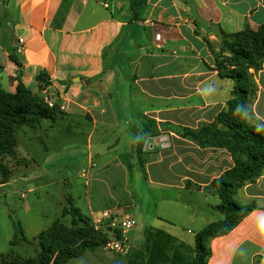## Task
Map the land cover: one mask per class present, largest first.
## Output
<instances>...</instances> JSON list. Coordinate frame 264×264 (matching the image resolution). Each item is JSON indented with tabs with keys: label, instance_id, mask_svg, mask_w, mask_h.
Here are the masks:
<instances>
[{
	"label": "crops",
	"instance_id": "1",
	"mask_svg": "<svg viewBox=\"0 0 264 264\" xmlns=\"http://www.w3.org/2000/svg\"><path fill=\"white\" fill-rule=\"evenodd\" d=\"M130 2L0 0V90L14 95L22 85L40 99L53 93L58 106H65L35 129L15 128V150L20 158V134L33 140L30 134L43 124L59 126L49 136L55 149L72 136L82 141L74 162L86 164L78 178L93 219L108 210L118 218L132 214L137 230L136 214L124 211L139 206L143 228L164 231L180 207L188 206L182 205L183 194H197L204 209L198 207L190 219L202 232L225 219L211 222L205 214L222 204L210 186L235 168V160L224 148L198 145L178 132L213 124L227 110L236 83L222 77L217 66L222 33L264 26V0H146L138 11ZM250 73L258 90L249 118L264 129V63ZM146 119L155 121L159 132L147 136L139 155L135 131ZM45 151L48 160L54 157L48 146ZM27 158L9 178L14 173L27 180L33 160L30 180L45 176L55 183L56 171ZM57 171L63 175L60 183L73 187L76 177L68 164L60 161ZM137 189L141 198L134 195ZM212 199L219 203L212 206ZM233 200L258 208L227 235L209 240L206 264H264V172L235 189Z\"/></svg>",
	"mask_w": 264,
	"mask_h": 264
},
{
	"label": "rangeland",
	"instance_id": "2",
	"mask_svg": "<svg viewBox=\"0 0 264 264\" xmlns=\"http://www.w3.org/2000/svg\"><path fill=\"white\" fill-rule=\"evenodd\" d=\"M253 50L258 51L260 47H253ZM221 57L225 58L229 67L236 66L235 56L230 51L223 49L222 44ZM1 102L3 100L0 96ZM20 115L16 113L15 117L21 118ZM248 120L251 119L248 118ZM10 121L8 120V123H11ZM45 121L43 120V123L49 122ZM58 130H60L59 126L47 129L46 124H43L42 128L30 134V138L33 140L20 134L18 146L20 158H14L10 154L4 160V164L13 170L21 165H26L28 163L26 157L28 160L33 157L37 164L45 165L56 173L54 174L55 183H52L51 179L47 181L45 176H41L39 181L30 180L35 167L33 160L31 163L29 162L31 165L27 170V177H29L27 180L14 173L9 180H5L0 172V264H11L13 261H17L18 264H125L123 258L117 256L107 247V243L112 237L111 224L105 223L99 226L87 209L84 194L86 186H84L83 180L78 178L79 170H83L86 164L74 162L77 149L82 148V141L74 139L72 136L70 137L72 139L65 140L64 148L59 150L56 147L55 149V143L49 136L55 135ZM46 146L50 148V155L54 154V157L49 160L45 151ZM56 160L67 163L76 177L75 182L72 183L73 187L70 189L66 187L65 183L59 181L63 175L57 171L59 162ZM51 164L54 166L49 167ZM134 185L133 182L130 183L131 191ZM35 187H38V191L31 192L30 189ZM139 188L142 190L141 187ZM119 189L120 187L117 185L113 190L118 191ZM134 195L136 198H141L140 190L134 191ZM96 196L92 195V199H95ZM73 198L76 206L80 207L84 214L73 210L79 209L74 205ZM215 199H212L210 203L212 206L219 203ZM181 202L182 205L187 203L188 206H181L174 220L171 221V225H167L163 229L172 237L158 234L151 238V242L163 250L170 259L177 256L194 261L196 259L195 237L203 227L193 224L190 218L198 207H200V212L203 211L204 203L197 194L194 196H184L183 194ZM140 209L137 206L135 209L124 211L136 214L140 221L138 229H133L129 233L131 238L137 240L136 245H143L146 241L145 229L141 225L144 224V220L141 217ZM205 215L211 222L224 219V215L215 210H211ZM121 217L123 216L119 218ZM20 226L31 243L21 240L20 234L17 235L18 239L14 243L12 242L17 232L20 233L18 230ZM60 251L68 257L57 261ZM160 264L171 263L161 262Z\"/></svg>",
	"mask_w": 264,
	"mask_h": 264
},
{
	"label": "trees",
	"instance_id": "3",
	"mask_svg": "<svg viewBox=\"0 0 264 264\" xmlns=\"http://www.w3.org/2000/svg\"><path fill=\"white\" fill-rule=\"evenodd\" d=\"M145 3L146 0H131L130 5L133 11H138L143 9ZM222 45L223 49L230 51L236 58V66L231 67L225 58L217 59L221 76L232 79L236 83L232 97L228 101V108L213 124L198 129L181 127L178 134L201 146L224 148L233 156L235 168L225 177L215 180L210 186V189L222 200L217 210L225 216V219L211 224L196 235L194 261L177 256L170 259L163 250L152 244L151 238L158 234L166 237L171 235L149 227L145 229V243L136 245L131 254L123 258L125 264H160L161 262L206 264L210 256L209 240L215 236L227 235L251 211L258 208L255 204L247 206L236 204L233 193L235 189L246 183L254 182L264 172V129L259 122L248 120L252 116V104L258 90L250 70L259 71L264 63V26L259 27L257 31L248 29L234 35L222 33ZM257 46L260 50H253V47ZM38 80L41 81V78ZM0 96L3 100L0 103L2 106L0 108V172L5 180H8L11 171L4 164V160L10 154L14 158L18 157L15 150L17 146L15 128L26 126L35 129L42 118L51 117L52 112L57 109H50L44 103V99L34 96L22 85L18 87L14 95L0 90ZM5 107L7 109H4ZM16 113L21 114L22 117L16 118ZM8 120H11V123H8ZM146 120L143 128L135 131L136 152L139 155L143 152L147 136L159 132L155 121ZM73 210L81 213L79 209ZM18 230L20 233L17 232L12 242L14 243L18 239L17 235L20 234L21 240L31 243L21 226ZM61 252L57 261L68 257ZM11 264H18V262L13 261Z\"/></svg>",
	"mask_w": 264,
	"mask_h": 264
},
{
	"label": "built area",
	"instance_id": "4",
	"mask_svg": "<svg viewBox=\"0 0 264 264\" xmlns=\"http://www.w3.org/2000/svg\"><path fill=\"white\" fill-rule=\"evenodd\" d=\"M161 36L158 35L157 39L160 40ZM20 43H23V40H20ZM22 51V47L17 48V53ZM44 103L50 109H56L59 107L60 110H64V105L57 104V100L53 93L45 92L44 93ZM96 224L99 226L103 224H111L112 237L107 243L108 249L121 258L128 257L133 251L135 244L129 233L131 230L135 229L138 225L136 218L132 214H126L121 218L114 217L111 211H103L99 214L98 217L94 219Z\"/></svg>",
	"mask_w": 264,
	"mask_h": 264
}]
</instances>
